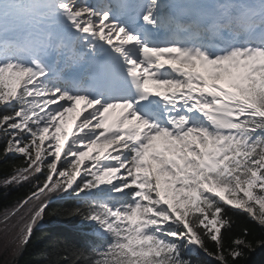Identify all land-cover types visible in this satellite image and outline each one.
Returning a JSON list of instances; mask_svg holds the SVG:
<instances>
[{
  "label": "snow or ice",
  "instance_id": "obj_1",
  "mask_svg": "<svg viewBox=\"0 0 264 264\" xmlns=\"http://www.w3.org/2000/svg\"><path fill=\"white\" fill-rule=\"evenodd\" d=\"M10 156L18 248L57 216L83 229L63 264H238L264 247V0H0Z\"/></svg>",
  "mask_w": 264,
  "mask_h": 264
},
{
  "label": "trees",
  "instance_id": "obj_2",
  "mask_svg": "<svg viewBox=\"0 0 264 264\" xmlns=\"http://www.w3.org/2000/svg\"><path fill=\"white\" fill-rule=\"evenodd\" d=\"M17 159L19 158L14 156L0 159V176L6 174L8 163ZM28 188L29 185L27 184L8 188L0 186V215L4 214L6 211H10L20 200L25 198L28 195ZM52 200L53 203L48 206L49 210L58 206H68L72 203V200L67 197L63 199L52 197ZM234 215L239 214L234 213ZM15 219L16 218L13 217V223ZM243 219L246 220L247 218L243 217ZM4 229L5 226L2 219L0 221V240L7 238L6 242L8 243L10 236L12 237V235L17 234L18 228H9L10 230L7 229V231ZM82 232L83 229L75 219L68 220L57 216H45L38 225L34 226L33 233L28 243L22 248H18L16 244H12L6 248L4 246L0 249V264H53L57 259H61V264H63L62 257L66 254L61 253L60 256H57L53 247L54 242L58 238L65 237L79 239L82 237ZM262 234H264V230L256 226V237ZM7 243H5V245ZM245 253V256L240 258L238 264H264V247L256 248L251 252L245 250ZM201 259L205 264H216V261L203 256V254H201Z\"/></svg>",
  "mask_w": 264,
  "mask_h": 264
},
{
  "label": "rangeland",
  "instance_id": "obj_3",
  "mask_svg": "<svg viewBox=\"0 0 264 264\" xmlns=\"http://www.w3.org/2000/svg\"><path fill=\"white\" fill-rule=\"evenodd\" d=\"M4 214H5V213H4ZM4 214H1V215H0V221L3 219ZM10 229H11V228H10ZM10 229H9V230H10ZM4 230L7 231V229H4ZM9 230H8V231H9ZM0 235H1V234H0ZM12 237H13V238H12ZM12 237L10 236V238H9V242H8V243L6 242V239H7V238H5V239H1V240H0V243H1V246H2V247L0 246V249H2L4 246H5V248H6V247H8L9 245H12V244L15 245V244H16V235H12ZM0 238H1V236H0ZM5 243H7V244L5 245ZM14 245H13V247H14Z\"/></svg>",
  "mask_w": 264,
  "mask_h": 264
}]
</instances>
